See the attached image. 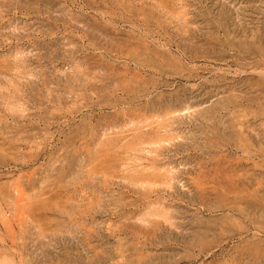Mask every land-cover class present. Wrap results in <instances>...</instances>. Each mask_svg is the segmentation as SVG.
I'll return each mask as SVG.
<instances>
[{
    "label": "rangeland",
    "instance_id": "1",
    "mask_svg": "<svg viewBox=\"0 0 264 264\" xmlns=\"http://www.w3.org/2000/svg\"><path fill=\"white\" fill-rule=\"evenodd\" d=\"M141 262L264 264V0H0V264Z\"/></svg>",
    "mask_w": 264,
    "mask_h": 264
},
{
    "label": "bare ground",
    "instance_id": "2",
    "mask_svg": "<svg viewBox=\"0 0 264 264\" xmlns=\"http://www.w3.org/2000/svg\"><path fill=\"white\" fill-rule=\"evenodd\" d=\"M165 122H166V124H167L168 121L166 120ZM165 122H164V123H165ZM166 124H165V125H166ZM162 125H163L164 127L167 126V125L165 126L163 123H162ZM162 125L160 124V126H162ZM163 126H162V127H163ZM168 126H169V124H168ZM168 126H167V127H168ZM170 126H172V125L170 124ZM164 127H163V129H164ZM171 128H172V127H171ZM158 129H159V130H158L159 132L162 130V128L160 129V127H158ZM168 129H169V128H168ZM172 129H173V128H172ZM166 131H167V128H166ZM169 132H170V131H169ZM160 133H161V132H160ZM168 134H169V133H168ZM157 135H159V134H157ZM166 135H167V134H166ZM157 137H158V136H157ZM159 139H160V138H159ZM162 139H163V138H162ZM161 141H162V140H160V142H161ZM160 142L158 141V143H160ZM154 143H155V142H154ZM250 155H251V153H250ZM237 177H238V176H237ZM238 178H239V177H238ZM242 179H243V178H242ZM235 180H236V178H235ZM235 180H234V183H235ZM232 181H233V180H232ZM225 182H226V181H225ZM225 182H224V183H225ZM228 182H229V180H228ZM236 182H237V181H236ZM229 183H230V182H229ZM234 183L232 182V185H233ZM221 184H222V183H221ZM235 184H236V183H235ZM223 185H224V184H223ZM237 185H238V184H237ZM221 186H222V185H221ZM223 187H224V186H223ZM227 187H228V186H227ZM228 188H229V187H228ZM228 188H226V190H227ZM224 189H225V188H224ZM229 189H230V188H229ZM159 190H160V189H159ZM241 190H242V189H241ZM153 191H154V190H153ZM228 191H229V190H228ZM155 192H156V191H155ZM230 192H231V190H230ZM230 192H229V193H230ZM153 193H154V192H153ZM158 193H159V192H158ZM226 193H227V192H226ZM234 193H235V192H234ZM240 193H241V191H240L238 194H240ZM242 193H244V192H242ZM245 193H246V192H245ZM232 194H233V191H232ZM238 194H237V195H238ZM228 195H229V194H228ZM230 195H231V194H230ZM232 196H233V195H232ZM242 196H243V195H242ZM238 198H239V197H238ZM240 198H241V197H240ZM236 201H238V200H236ZM238 203H239V201L237 202V204H238ZM163 204H164V203H163ZM201 204H203V202H202ZM203 205H204V204H203ZM203 205H201V206H203ZM205 205H206V204H205ZM204 208H205V207H204ZM147 213H149V212H147ZM152 213L154 214V212H152ZM147 215H148V214H147ZM147 215L145 216V217H147V218L151 216V214H149L150 216H147ZM154 215H155V214H154ZM151 217H152V218H151ZM151 217H150V218H151L152 220H153V219L155 220V217H153V215H152ZM147 218H145V220H148ZM169 219H170V218H169ZM172 219H173V218H172ZM172 219L169 220V221L172 222V221H173ZM145 220H144L143 222H148V221H145ZM152 220H150L148 223H150ZM154 220H153V221H154ZM141 221H142V219H141ZM153 221L151 222V224H154V225H155V222H153ZM156 221H157V220H156ZM173 222H175V221H173ZM159 223H160V222H159ZM159 223L157 222V224H159ZM167 223H168V222H166V225H167ZM169 223H170V222H169ZM157 224H156V227H157V226H158V227L162 226V225H161L162 223L159 224V225H157ZM170 224H171V223H170ZM176 224H177V223H176ZM176 224H174V226H176ZM178 224H179V223H178ZM172 225H173V223H172ZM174 226H173V227H174ZM176 227H177V226H176ZM176 227H175V228H176ZM165 228H166V226H165ZM172 229H173V228H172ZM11 241H12V239H11ZM14 242H15V241H14ZM2 245H3V244H2ZM142 263H143V262H141V264H142ZM144 263H145V262H144ZM146 264H148V263H146Z\"/></svg>",
    "mask_w": 264,
    "mask_h": 264
}]
</instances>
